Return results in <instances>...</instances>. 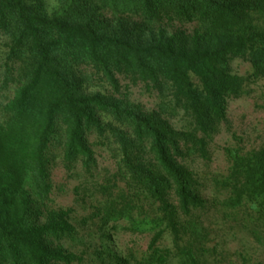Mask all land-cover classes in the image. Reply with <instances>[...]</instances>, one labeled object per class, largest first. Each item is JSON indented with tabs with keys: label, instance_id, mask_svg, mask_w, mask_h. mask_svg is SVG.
Returning a JSON list of instances; mask_svg holds the SVG:
<instances>
[{
	"label": "trees",
	"instance_id": "16d2710c",
	"mask_svg": "<svg viewBox=\"0 0 264 264\" xmlns=\"http://www.w3.org/2000/svg\"><path fill=\"white\" fill-rule=\"evenodd\" d=\"M54 2L0 0V264L88 261L72 247L74 209L51 205L58 158L93 180L74 189L92 209L84 223L150 235L139 259L105 248L92 255L99 264H206V201L187 162H210L228 99L264 79V0ZM235 59L249 64L246 76L231 72ZM120 78L156 95V109L120 97ZM233 139L213 201L264 223V146ZM95 146L114 153L116 172L102 183Z\"/></svg>",
	"mask_w": 264,
	"mask_h": 264
},
{
	"label": "rangeland",
	"instance_id": "374dc122",
	"mask_svg": "<svg viewBox=\"0 0 264 264\" xmlns=\"http://www.w3.org/2000/svg\"><path fill=\"white\" fill-rule=\"evenodd\" d=\"M47 3L52 8L55 2L47 0ZM229 67L233 74L242 77L250 72L249 64L238 59L232 60ZM120 84V97L125 96L145 111L156 109L159 102L156 95L147 93L143 85H132L121 78ZM247 90L248 95L228 99V124L227 127L222 126L219 134L213 138L210 162L199 159L187 162L189 168L199 177L202 197L206 201L205 209L198 213L199 231L201 230L203 237L201 253L203 252L202 259L206 264H264V223L258 221L255 214L251 217L250 211L245 207L228 211L213 201L216 194L212 180L227 173L228 163L223 149L236 144L233 135L242 139L241 145L246 150L264 146V79L248 86ZM90 91L103 89L93 88ZM173 123L180 125L179 119ZM90 142H97L94 135L90 136ZM93 149L97 160L94 180L102 183L116 172L114 153L110 148L102 146H95ZM51 179L52 207L74 209L72 221L77 226L79 240L72 247L76 252H86L88 261L84 264H99L92 255L95 251H104L105 248L130 262H133V258L139 259L146 251L150 235L126 232L123 228L126 226L125 222H119L116 229L111 228L114 224H109L103 230L99 229L96 222H83L92 209L89 204L82 206L76 202L74 189H89L93 180L80 167L68 173L58 158L53 165ZM105 235L111 239L108 240ZM162 246L172 247L169 237L165 238Z\"/></svg>",
	"mask_w": 264,
	"mask_h": 264
}]
</instances>
